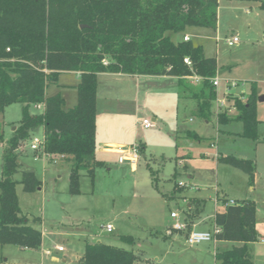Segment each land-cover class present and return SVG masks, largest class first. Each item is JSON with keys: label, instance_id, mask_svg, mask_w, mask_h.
I'll return each mask as SVG.
<instances>
[{"label": "rangeland", "instance_id": "1", "mask_svg": "<svg viewBox=\"0 0 264 264\" xmlns=\"http://www.w3.org/2000/svg\"><path fill=\"white\" fill-rule=\"evenodd\" d=\"M184 34L189 35L194 45L201 46L208 57L216 55L219 62L220 82L215 87L217 97L210 116L201 119L196 115L192 94L200 90V83L189 79L183 87L172 79H155L142 83L137 95L132 81L124 86L118 79L101 82L96 101V159L105 166L95 170L93 181L81 172L80 193L69 194L71 161L49 159L33 151L32 140L42 137L41 128L34 130L17 150L21 166L13 179L19 182L21 172L28 170L42 182V189L33 193H25L21 184L16 185L21 215L42 233V246L38 251L0 246V264H40L43 259L50 260L43 256L44 251L57 258L52 264H64L62 258L67 260L65 264H78L84 244L98 242L141 253L144 260L155 264H215V242L187 246L188 228L180 232L184 236L173 241L163 236L171 235L166 231L174 224L169 217L172 212L187 227L188 218L203 220L208 225L206 231H211L210 219L216 203L221 210V198L241 197L246 190L247 176L218 163V154L255 162L258 240L250 244V249L254 263L264 264V244L259 242L264 239V101L257 98L256 102L260 122L256 142L240 136V122L219 124L216 119L219 113L225 112L230 117L236 113L226 110L230 105L228 96L245 101L251 85L255 86L258 97L264 96V13L258 9L257 2L218 0L217 31L189 27L184 33H168V36L177 42ZM234 36L239 37L240 43L229 47L226 42ZM73 81V75L62 76L65 84ZM232 83L236 87L227 91V84ZM54 86L48 85L47 95L53 93ZM221 100L224 107L217 103ZM22 107L14 103L0 113V172L7 142L19 124ZM29 113L41 114L42 107L30 105ZM137 117L153 122V127L141 129L135 123ZM189 132H195L197 140L187 137ZM104 139L113 149L143 144L145 148L137 165L133 168L119 165L120 155L115 152L101 154ZM193 200H204V205L197 214L188 217L187 213L192 212L188 204ZM107 224L114 227L111 233L104 229ZM121 236H130L133 243L121 241ZM55 247H61L62 251ZM217 249L222 252L226 248L219 245Z\"/></svg>", "mask_w": 264, "mask_h": 264}, {"label": "trees", "instance_id": "2", "mask_svg": "<svg viewBox=\"0 0 264 264\" xmlns=\"http://www.w3.org/2000/svg\"><path fill=\"white\" fill-rule=\"evenodd\" d=\"M237 1L257 2L264 13V0ZM217 9V0H0V113L14 103L23 106L2 158L0 246L29 251L41 247V232L21 215L16 195L18 183L25 193H33L41 182L32 171H22L19 182L13 179L21 166L17 150L34 130L42 129L44 154L71 161L69 194L80 193L81 172L93 181L95 170L105 166L96 160L98 74L172 77L179 87L184 86L185 78L197 76L201 78L200 90L192 94L196 115L201 119L210 116L217 97L211 83L218 70L216 59L206 58L203 48L190 39L173 42L168 33H184L189 27L215 32ZM62 72L79 74L76 104L69 109H64L59 93L46 95L48 85L55 84ZM227 98L230 105L226 110L236 113L233 117L217 114L218 123L240 122V136L258 141L255 86H250L245 101ZM30 105H41L42 113L31 115ZM189 137L198 138L192 133ZM137 146L140 155L144 146ZM217 162L241 171L253 185V160L219 155ZM227 201L220 199L223 209L213 217L220 228L216 240L240 245L216 252L215 264H254L248 245L257 241L255 203L244 200L229 205ZM120 240L133 243L130 236ZM78 262L155 264L144 260L141 253L102 243L85 244Z\"/></svg>", "mask_w": 264, "mask_h": 264}, {"label": "crops", "instance_id": "3", "mask_svg": "<svg viewBox=\"0 0 264 264\" xmlns=\"http://www.w3.org/2000/svg\"><path fill=\"white\" fill-rule=\"evenodd\" d=\"M218 10V9H217ZM216 31H217V27H216ZM215 31V32H216ZM185 36H187L188 38H190L189 37V35L188 34H184L183 35V38L185 37ZM234 37H237L238 38V40H239V37L238 36H234ZM240 43V40L238 41V43L237 44H239ZM233 47V46H232ZM204 52V51H203ZM204 56L206 57V58H211V57H213V58H215L216 59V62H217V68L219 67V62H218V59L216 58V55H213V56H211V57H208L207 55H205V52H204ZM64 74H69V75H73V77H74V81H73V83H71V84H65V83H63L62 82V76L64 75ZM217 77L219 78V72H218V70H217ZM119 80V81H121L122 82V84H123V86H124V84H126V83H129L130 84V82L129 81H132L133 83H134V87H135V91H136V95L139 93V89H140V85L143 83H146V82H153V81H155V79L156 80H158V79H161L162 81H169V80H174L175 82H176V85L178 86V84H177V80L175 79V78H172V77H152V76H130V75H125V74H110V73H101V74H98V76H97V95H96V101H97V98H98V92H99V88H100V83L101 82H104V81H113V80ZM124 79H128V80H124ZM220 79V78H219ZM186 80H188L187 78H185V81ZM190 80V79H189ZM78 82H79V74L78 73H74V72H62V73H60L59 74V76H58V79H57V82L54 84L55 86V89L53 90V93L50 95V96H52V95H55V94H57V93H59L61 96H62V98H63V100H64V109H69V108H71V107H73L75 104H76V86H77V84H78ZM66 90V91H65ZM68 91H70V94L69 95H67V92ZM232 94V93H231ZM241 94H243V93H241ZM46 95H47V89H46ZM244 95V94H243ZM47 96H49V95H47ZM97 103V102H96ZM37 106H39V107H42L41 105H37ZM42 109H43V107H42ZM136 110H137V108H136ZM231 111H233V112H235L233 109H231L229 112H231ZM96 113H97V108H96ZM235 115V114H234ZM137 118H139V117H137ZM136 118V119H137ZM136 119H135V123H136ZM144 119V118H143ZM154 121V120H153ZM153 123V122H152ZM207 123V122H206ZM154 125V124H153ZM189 133H192V134H196L195 132H189ZM189 133H187V137H189ZM238 134H240V133H238ZM197 135V134H196ZM198 136V135H197ZM97 137H98V135H97V120H96V134H95V140L97 141ZM107 142H109V141H106V139H104V141H102V145H101V141H100V145L102 146V148H101V150H100V153L102 154V152L103 153H105V154H109V153H112V152H115V153H118V148L119 147H116V149L114 148L113 149V147L112 146H109L108 144L109 143H107ZM96 147H97V142H96ZM145 148V147H144ZM96 150H97V148H96ZM119 154V153H118ZM36 156V155H35ZM42 156L43 157H47V158H49V159H53L54 157H50V156H48V155H46V154H44V153H42ZM219 156V154L216 156V157H218ZM55 158H60V159H65V158H63V157H60V156H58V157H55ZM97 160V159H96ZM18 162L20 163V160H18ZM103 162V161H102ZM118 164L119 165H124V164H120L119 162H118ZM20 165H21V163H20ZM125 165H127V164H125ZM133 168V167H132ZM26 171H28V170H26ZM1 173V172H0ZM34 173V172H33ZM1 178V177H0ZM41 182V181H40ZM255 184H256V172H255V178H254V182H253V185H249V184H247V187H246V190L243 192V194L241 195V197L240 196H237V197H232L231 199H229V198H227V200H233V201H235V202H240V201H244V200H250V201H253L254 203H256V196L254 195V189H255ZM42 189V182H41V187L37 190V191H40ZM185 190H183L182 192H184ZM223 198H225V197H223ZM183 199H184V197H183ZM226 199V198H225ZM185 200V199H184ZM219 202V201H218ZM191 203H193V204H195V206L193 207L192 206V204ZM189 202V204H188V208L190 209V210H192V212H189V213H187V216L188 217H190L191 215H195V214H197V212L199 211V209L204 205V200H193L192 202ZM221 203V202H220ZM222 205V204H221ZM215 208H216V211H218L219 210V208H217V203H216V206H215ZM222 209H223V205H222ZM221 209V210H222ZM21 211V210H20ZM215 211V212H216ZM215 214V213H214ZM213 217H214V215H213ZM213 217L210 219V221H211V224L212 223H214V222H212L213 221ZM188 220H189V223L191 224V227L189 228V230H188V232L189 231H191V230H203V231H206L207 230V223L205 222V221H203V220H197V221H194V220H192V219H190V218H188ZM192 222V223H191ZM112 225V224H111ZM113 226V225H112ZM113 229H114V227H113ZM113 229H112V231H113ZM111 231V232H112ZM110 232V233H111ZM107 233V232H106ZM41 235H42V233H41ZM182 237V236H184L182 233H180V232H172L171 233V235L170 236H163V238L164 239H170L171 241H173V240H175L176 239V237ZM257 240H258V236H257ZM261 240H263V238H261V239H259V242L261 243ZM98 243H100V242H98ZM85 244H95V243H85ZM85 244H84V246H85ZM215 244H216V252L217 251H219V249H217V247H219V245H221V246H223V248H226V249H223V250H228L229 249V247H230V249L232 248V247H234V246H238V245H240L239 243H234V242H227V241H216L215 242ZM252 244V243H251ZM261 244H264V243H261ZM41 246H42V244H41ZM84 246H83V249L82 250H84ZM249 246V248H250V244L248 245ZM41 248V247H40ZM40 250V249H39ZM251 250V249H250ZM23 251H29V250H23ZM38 251V250H37ZM46 252H49V254H46ZM215 252V253H216ZM44 254H43V256H46V257H50V260H45V259H43L42 260V262L40 263V264H52L53 262L54 263H56L57 262V258L55 257V256H53V255H51V252L50 251H44L43 252ZM82 253H83V251H82ZM214 256H215V254H214ZM253 257V255H252V250H251V258ZM79 260V259H78ZM77 260V261H78ZM215 260V259H214ZM252 261H253V258H252ZM61 262L62 263H67V260L66 259H63L62 258V260H61ZM253 263H254V261H253ZM78 264H79V262H78ZM255 264V263H254Z\"/></svg>", "mask_w": 264, "mask_h": 264}, {"label": "built area", "instance_id": "4", "mask_svg": "<svg viewBox=\"0 0 264 264\" xmlns=\"http://www.w3.org/2000/svg\"><path fill=\"white\" fill-rule=\"evenodd\" d=\"M218 1V0H217ZM184 40L187 41L189 38L187 36L184 37ZM237 37H232L230 40H227V45L229 47H232L238 43ZM184 63L187 65H190L187 59H184ZM187 79H190L192 83H200L201 78L197 76L187 77ZM220 79L218 77H214L211 79V83L214 87L219 86ZM236 87V84L232 83L230 85L227 84V91H229L231 88ZM220 107H224L223 100L217 101ZM136 124L141 129H149L153 127V123L147 119H136ZM43 146V136L41 138H34L31 142L30 148L35 152H41ZM119 158L118 162L120 164H127L128 166L135 167L139 160V152H138V146L137 144L130 146V147H119L118 148ZM179 185H183L182 183H179ZM227 204L229 205H235L236 202L233 200H228ZM170 219L174 221V224L171 226L170 229L166 231V234L170 235L172 232H182L185 231L187 226L186 224L178 221V216L176 213L172 212L169 215ZM105 231L107 233H110L113 229V226L111 224H107L105 226ZM220 232V228L216 226L213 223V227L211 231H195L191 230L186 234L185 243L189 247L198 246L202 243H210V242H216V235ZM261 243H264V239L261 240ZM55 250L62 251L61 247H55ZM46 254H49V252H46Z\"/></svg>", "mask_w": 264, "mask_h": 264}, {"label": "water", "instance_id": "5", "mask_svg": "<svg viewBox=\"0 0 264 264\" xmlns=\"http://www.w3.org/2000/svg\"><path fill=\"white\" fill-rule=\"evenodd\" d=\"M258 100H259V101H264V96H260V97H258ZM13 130H14V128H13Z\"/></svg>", "mask_w": 264, "mask_h": 264}]
</instances>
